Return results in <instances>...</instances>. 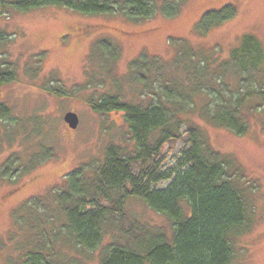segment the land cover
Segmentation results:
<instances>
[{
    "label": "trees",
    "instance_id": "16d2710c",
    "mask_svg": "<svg viewBox=\"0 0 264 264\" xmlns=\"http://www.w3.org/2000/svg\"><path fill=\"white\" fill-rule=\"evenodd\" d=\"M183 1L13 0L9 6L25 12L54 5L83 14H121L139 21L156 13L176 16ZM236 14L233 3L206 10L196 23V31L204 35ZM178 42L180 59L173 62L144 54L131 61L127 79L138 91L136 100L126 101L117 93L88 98L91 109L98 113L123 114L133 148L127 150L112 142L94 164L83 163L65 175L64 187L53 191L54 215L45 219L56 217L59 224L50 233L40 223L32 227L33 235L37 231L41 237L18 257L19 264H86L76 253L65 258L69 255L65 250L54 252L51 244L59 240L61 247L70 246L82 256L99 249L95 264H231L243 254L237 241L257 222L252 196L256 187L244 182L242 170L232 158L207 144L199 126L190 124L186 130L188 146L182 154L185 167L166 187H153L165 176L154 168L149 170V161L165 142L179 137L181 124L190 112L244 134L248 121L243 110L247 106L253 109L259 100L264 102V46L251 32L243 33L225 57L218 49L195 50L187 40ZM96 45L103 57L104 52L112 55L109 62L116 58V49L108 41L98 40ZM14 79L12 65L0 62V85ZM46 90L65 95L51 85ZM29 122L27 127L0 102V142L4 138L12 142L21 132L28 142L31 135L38 134L35 118ZM39 146L32 154L33 162L23 161L21 153L10 154L0 166V175L14 177L40 159L53 156L50 148L35 141L33 147ZM135 164H139L137 172ZM130 198L140 199L162 215L169 229L138 220L128 225L122 219L112 222V217L123 216L122 207ZM102 200L106 204H101ZM39 204L43 208L32 216L42 218L40 213L48 209L47 205L37 199L30 205L35 208ZM107 235L111 240L102 246Z\"/></svg>",
    "mask_w": 264,
    "mask_h": 264
},
{
    "label": "rangeland",
    "instance_id": "374dc122",
    "mask_svg": "<svg viewBox=\"0 0 264 264\" xmlns=\"http://www.w3.org/2000/svg\"><path fill=\"white\" fill-rule=\"evenodd\" d=\"M10 1L13 0H0V62L12 65L15 79L0 85V102L23 119L27 127L29 118H35L38 134L31 135L28 142L22 132L12 142L2 139L0 166L12 153H21L23 161L33 162L32 154L40 148L33 147L37 140L50 148L53 156L40 159L14 177L0 175V264H19L18 257L37 244L41 233L36 231L37 235H33L32 227L41 224L50 233L59 224L56 217L45 219L54 215L53 191L64 187L66 174L83 163L94 164L112 142L128 147L127 150L133 148L123 114L98 113L88 103L90 97L116 93L126 101L136 100L138 91L127 79L132 60L144 54L173 62L180 59L179 40H187L195 50L218 49L219 55L225 57L246 32L254 33L264 46V0H184L176 16L156 13L139 21L121 14H83L54 5L22 12L9 6ZM227 3L236 6L237 14L199 35L195 26L202 13ZM98 40H106L116 49L113 61L109 62V53L104 52L103 57L96 45ZM47 85L60 88L65 95L48 92ZM259 101L253 109L247 106L243 110L248 130L242 135L190 112L181 124L179 137L165 142L149 161V170L154 168L165 176L153 187H166L185 167L182 154L188 146L186 130L195 124L204 141L232 158L242 170L244 182L256 187L252 196L258 219L238 239V249L243 248V254L231 264H264V102ZM67 111L78 115L74 129L63 120ZM138 165L133 166L134 172ZM10 192V197H5ZM36 199L48 207L40 213L42 218L32 216L43 208L41 204L31 207ZM101 204L106 203L102 200ZM122 211L123 216L115 214L112 222L122 219L128 225L138 220L169 229L167 220L138 198L128 199ZM109 240L107 235L102 246ZM58 242L51 244L54 252L65 250L69 254L65 258L76 253L86 264L96 263L99 249L82 256L80 251L63 244L61 247Z\"/></svg>",
    "mask_w": 264,
    "mask_h": 264
},
{
    "label": "water",
    "instance_id": "95a60500",
    "mask_svg": "<svg viewBox=\"0 0 264 264\" xmlns=\"http://www.w3.org/2000/svg\"><path fill=\"white\" fill-rule=\"evenodd\" d=\"M63 120L72 129L76 128L77 125H78V122H79L78 115L74 111L65 112L64 115H63Z\"/></svg>",
    "mask_w": 264,
    "mask_h": 264
},
{
    "label": "flooded vegetation",
    "instance_id": "af4514ba",
    "mask_svg": "<svg viewBox=\"0 0 264 264\" xmlns=\"http://www.w3.org/2000/svg\"><path fill=\"white\" fill-rule=\"evenodd\" d=\"M10 194H11V192L10 193H5L4 195H5V197H7V196H9L10 197Z\"/></svg>",
    "mask_w": 264,
    "mask_h": 264
}]
</instances>
